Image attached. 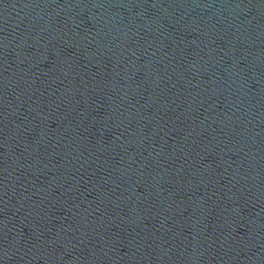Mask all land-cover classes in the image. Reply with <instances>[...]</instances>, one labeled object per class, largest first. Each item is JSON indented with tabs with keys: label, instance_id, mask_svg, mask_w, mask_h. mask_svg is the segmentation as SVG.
Segmentation results:
<instances>
[{
	"label": "water",
	"instance_id": "1",
	"mask_svg": "<svg viewBox=\"0 0 264 264\" xmlns=\"http://www.w3.org/2000/svg\"><path fill=\"white\" fill-rule=\"evenodd\" d=\"M0 264H264V0H0Z\"/></svg>",
	"mask_w": 264,
	"mask_h": 264
}]
</instances>
